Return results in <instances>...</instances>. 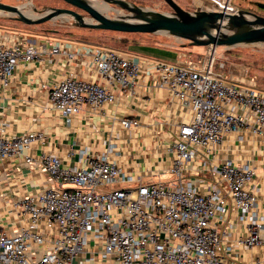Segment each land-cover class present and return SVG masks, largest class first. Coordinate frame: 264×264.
I'll list each match as a JSON object with an SVG mask.
<instances>
[{
    "label": "built area",
    "instance_id": "2783aa9c",
    "mask_svg": "<svg viewBox=\"0 0 264 264\" xmlns=\"http://www.w3.org/2000/svg\"><path fill=\"white\" fill-rule=\"evenodd\" d=\"M216 1L218 8L203 9H238L233 0ZM46 51L68 64L46 100V108L67 123L83 105L99 108L116 101L140 69L137 57L116 49L37 42L0 29V84L10 83L20 62L40 61ZM214 52L151 64L157 85L185 111L168 148L173 179L143 181L133 175L113 158L120 152L112 142L100 154L81 150L82 166H63L58 155L43 152L39 163L55 184L13 201L23 221L14 233L0 230V264H259L230 257L234 245L264 249L254 166L216 160L214 148L232 133L264 138V91L254 88L253 78L216 67ZM78 66L95 69L100 80L78 75ZM121 123L139 125L134 118ZM5 129L0 127V163L46 139L41 131L12 135ZM118 183L130 185L105 187ZM227 203L241 212L245 234L230 238L219 229L218 215Z\"/></svg>",
    "mask_w": 264,
    "mask_h": 264
},
{
    "label": "crops",
    "instance_id": "0c3cea01",
    "mask_svg": "<svg viewBox=\"0 0 264 264\" xmlns=\"http://www.w3.org/2000/svg\"><path fill=\"white\" fill-rule=\"evenodd\" d=\"M245 2L250 4L247 10L264 13L261 11L264 6L260 5L264 4V0ZM26 35L37 42L52 39L69 47L100 46L73 38ZM119 51L140 60L134 84L125 92H119L112 103L99 108L83 105L79 114L68 123L46 108L50 85L68 70L67 61L62 56L46 51L41 54L40 61L20 62L10 83L7 86L0 84V127L6 126L5 133L19 135L32 130L41 131L46 136L43 141L0 163V230L14 233L23 221L13 211L14 200L55 184L39 163L43 152L58 155L63 166H82L85 157L81 150L90 155L100 154L112 142L120 152L112 154L113 158L133 175L140 174L143 181H169L174 178L169 171L171 153L168 148L185 111L166 88L157 85L151 64L154 60L181 62L187 56L185 52L180 54L181 51L171 47L147 43L130 44L128 50ZM233 66L235 68L230 67L228 71L239 74L240 66ZM77 73L88 80H100L92 68L87 70L78 66ZM122 118H134L139 125L124 127ZM214 149L216 160L230 158L235 164L250 163L254 166L253 179L259 186L258 211L264 212V138L246 132L232 133ZM25 155L31 156V161L26 162ZM190 179L194 182L193 177ZM118 185L126 187L130 184ZM225 208L218 215L219 229L227 231L230 238L245 234V222L239 219L241 212L231 203H227ZM230 257L242 263L258 259L259 264H264V249L234 245Z\"/></svg>",
    "mask_w": 264,
    "mask_h": 264
},
{
    "label": "water",
    "instance_id": "95a60500",
    "mask_svg": "<svg viewBox=\"0 0 264 264\" xmlns=\"http://www.w3.org/2000/svg\"><path fill=\"white\" fill-rule=\"evenodd\" d=\"M68 7H53L47 12L28 16L24 5L0 1V11L25 24H40L58 17H70L79 27L122 33L168 34L187 39L193 46H232L241 43L264 42V15L238 8L234 12L182 8L175 0H164L169 13L140 6L127 0H104L123 10L120 16H110L90 0H62ZM218 8L216 0H204ZM36 10V7H34ZM222 29H225L222 31ZM212 49V50H213Z\"/></svg>",
    "mask_w": 264,
    "mask_h": 264
},
{
    "label": "rangeland",
    "instance_id": "374dc122",
    "mask_svg": "<svg viewBox=\"0 0 264 264\" xmlns=\"http://www.w3.org/2000/svg\"><path fill=\"white\" fill-rule=\"evenodd\" d=\"M13 5H25L22 10L28 14L30 11L36 15L43 14L53 7H68L62 0H0ZM93 3H102L104 0H90ZM134 2L140 6L157 10L160 12L169 13L171 8L164 0H127ZM182 8L193 11L196 7L206 8L208 4L202 0H175ZM237 8L246 9L250 4L245 0H233ZM111 10L106 11L110 16H120L125 11L120 10V13L115 12L118 7L110 4ZM36 7V10L34 9ZM255 8V6L253 5ZM30 10V11H29ZM264 11V8L261 9ZM0 28L17 30L29 35L46 34L56 38H73L91 42L95 45L105 46L116 50H128L130 44L123 47H116L114 42L120 37L126 36L129 41L134 40L138 43H147L171 47L185 52L187 58H196L206 56L213 47L211 46H193L189 44L187 39L177 38L168 34H141V33H122L113 32L102 29H89L79 27L70 17H58L52 21L43 22L40 24H25L15 20L10 14L0 11ZM133 44V43H131ZM215 65L224 73H226L233 65H239V74L246 75L247 79H254V88L264 91V42L259 43H241L228 47L216 46L214 48ZM223 64V66H221ZM227 74V73H226ZM227 79V78H226ZM229 81V80H228ZM109 188L119 187L118 184L105 186ZM106 189V188H105Z\"/></svg>",
    "mask_w": 264,
    "mask_h": 264
},
{
    "label": "bare ground",
    "instance_id": "6f19581e",
    "mask_svg": "<svg viewBox=\"0 0 264 264\" xmlns=\"http://www.w3.org/2000/svg\"><path fill=\"white\" fill-rule=\"evenodd\" d=\"M202 1H204V0H202ZM204 2H206V1H204ZM207 4H208V6L206 7V8H208V7H212L211 6V4H209L208 2H206ZM95 5H96V7H98L100 10H103V11H108V10H111L112 9V7L107 3V2H102V3H94ZM25 6V5H24ZM30 11V10H29ZM23 12L26 14V15H28V16H37L35 13H33V12H31L30 11V14H28L25 10H23ZM117 13H120V11H117ZM225 29H222V31H224Z\"/></svg>",
    "mask_w": 264,
    "mask_h": 264
},
{
    "label": "trees",
    "instance_id": "16d2710c",
    "mask_svg": "<svg viewBox=\"0 0 264 264\" xmlns=\"http://www.w3.org/2000/svg\"><path fill=\"white\" fill-rule=\"evenodd\" d=\"M261 6H264V4H260ZM251 11H253V10H251ZM253 12H256V13H259V14H262V15H264V13H260V12H257V11H253ZM131 43H133V44H137L138 42H135L134 40H130L129 41V39L126 37V36H122V37H120L119 38V40L116 42H114V45L116 46V47H123V46H127L128 44H131Z\"/></svg>",
    "mask_w": 264,
    "mask_h": 264
}]
</instances>
